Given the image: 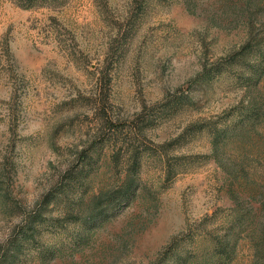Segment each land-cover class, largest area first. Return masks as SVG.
Wrapping results in <instances>:
<instances>
[{
  "label": "rangeland",
  "instance_id": "obj_1",
  "mask_svg": "<svg viewBox=\"0 0 264 264\" xmlns=\"http://www.w3.org/2000/svg\"><path fill=\"white\" fill-rule=\"evenodd\" d=\"M264 264V0H0V264Z\"/></svg>",
  "mask_w": 264,
  "mask_h": 264
},
{
  "label": "trees",
  "instance_id": "obj_2",
  "mask_svg": "<svg viewBox=\"0 0 264 264\" xmlns=\"http://www.w3.org/2000/svg\"><path fill=\"white\" fill-rule=\"evenodd\" d=\"M58 0H16L23 7H30L44 2H57ZM253 264H263L260 259H255Z\"/></svg>",
  "mask_w": 264,
  "mask_h": 264
}]
</instances>
